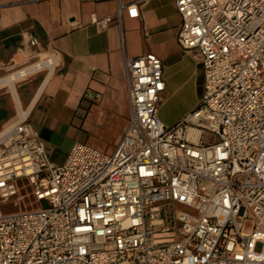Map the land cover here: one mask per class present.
<instances>
[{
    "label": "built area",
    "instance_id": "obj_1",
    "mask_svg": "<svg viewBox=\"0 0 264 264\" xmlns=\"http://www.w3.org/2000/svg\"><path fill=\"white\" fill-rule=\"evenodd\" d=\"M174 4L199 104L164 125L162 62L146 54L124 58L129 117L112 153L75 143L58 165L30 123L9 127L0 202L26 179L45 206L0 212V264H264V0ZM124 11L139 15L119 6V26Z\"/></svg>",
    "mask_w": 264,
    "mask_h": 264
},
{
    "label": "crops",
    "instance_id": "obj_2",
    "mask_svg": "<svg viewBox=\"0 0 264 264\" xmlns=\"http://www.w3.org/2000/svg\"><path fill=\"white\" fill-rule=\"evenodd\" d=\"M131 4L138 17L131 19L124 11L119 26L118 7ZM93 19L110 22L101 27ZM180 26L174 0H6L0 6V82L29 65L43 70L15 83L14 91L0 89L5 114L0 137L27 121L55 164H62L68 153L59 152L57 140L77 132L85 134L82 144L112 153L129 117L124 58L146 54L162 62L165 90L158 114L170 126L161 111L163 100L192 87L198 68L203 78L194 54L178 45ZM31 39L38 45L31 46ZM19 57L24 60L18 63ZM99 140L111 144L104 149Z\"/></svg>",
    "mask_w": 264,
    "mask_h": 264
},
{
    "label": "rangeland",
    "instance_id": "obj_3",
    "mask_svg": "<svg viewBox=\"0 0 264 264\" xmlns=\"http://www.w3.org/2000/svg\"><path fill=\"white\" fill-rule=\"evenodd\" d=\"M24 59V58H23ZM193 65L194 61L192 58H190ZM19 60V59H17ZM23 60H19L21 62ZM31 65L24 67L18 71H11L12 74L7 76V79L10 76H17L19 72L28 70L29 72L26 73L23 76H19L17 79L13 81L11 85L5 84L2 86V88H9L10 90L14 91V84L19 83L20 81H24L28 75L38 72L40 70H32L30 69ZM199 69L198 76L195 79L194 85L192 87H187L184 89H181L179 92H176L174 95H172L169 99L163 100L161 104V111L166 114L169 120H171L170 126L178 123L183 119L184 116H186L188 113H190L192 110L196 108V106L199 104L201 96H202V84H203V78L201 74V70ZM75 142L83 143L85 142V134L81 132H77V134H74L72 136H66L65 138H59L57 140V144L59 146V152H68L71 146ZM97 144L101 148H106L110 146L111 142L109 141H101L97 142ZM107 152H110L107 150ZM15 185L17 187V196L12 199L9 202H0V212L2 214H8V213H14V212H20V211H27V210H35L41 207L45 206L44 202H37L33 197V188L30 184H28V181L26 179H19L15 181ZM16 203V204H15ZM177 211H189L186 207L183 206H176ZM260 247L257 246V250H259Z\"/></svg>",
    "mask_w": 264,
    "mask_h": 264
},
{
    "label": "bare ground",
    "instance_id": "obj_4",
    "mask_svg": "<svg viewBox=\"0 0 264 264\" xmlns=\"http://www.w3.org/2000/svg\"><path fill=\"white\" fill-rule=\"evenodd\" d=\"M19 60H24V59H23V57H19ZM48 64H50V63L48 62ZM30 69H32V70H40V69H42V66H40L39 64H38V65H33ZM28 72H29L28 70H26V71H21V72H19V74H18L17 76H10L8 79H5L4 81L0 82V85H2V84H8V85H11L15 79H17L19 76H23V75H25V74L28 73ZM11 90H12V89H11ZM25 115H26V112H22V113H21V118H24ZM20 120H21V119H20ZM22 120H23V119H22ZM20 122H21V121H20ZM16 124H17V123H16ZM7 129H8V128H7Z\"/></svg>",
    "mask_w": 264,
    "mask_h": 264
},
{
    "label": "trees",
    "instance_id": "obj_5",
    "mask_svg": "<svg viewBox=\"0 0 264 264\" xmlns=\"http://www.w3.org/2000/svg\"><path fill=\"white\" fill-rule=\"evenodd\" d=\"M5 114L1 111L0 112V118H2Z\"/></svg>",
    "mask_w": 264,
    "mask_h": 264
}]
</instances>
